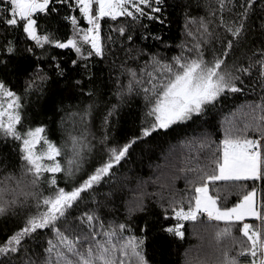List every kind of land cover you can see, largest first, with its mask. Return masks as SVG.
<instances>
[{
    "label": "snow or ice",
    "instance_id": "6c2138e0",
    "mask_svg": "<svg viewBox=\"0 0 264 264\" xmlns=\"http://www.w3.org/2000/svg\"><path fill=\"white\" fill-rule=\"evenodd\" d=\"M166 3L0 0V30L13 36L0 42V69L7 71L18 58L21 63L13 66L25 76L23 95L0 77V141L14 153L11 160L0 156V219H22L21 227L0 240V264H149L147 223L134 226L149 212V201L160 209L159 231L167 236L182 239L183 222L201 216L217 222L210 251L200 264H264V196L258 200L257 189L247 187L249 181L264 185V0H199V16L181 5L190 40H182L176 46L180 51L170 58L135 43L139 33L141 41L168 46L144 22L164 23ZM77 11L79 17L72 14ZM255 16L261 17L258 27L251 23ZM64 25L71 26V35L60 34ZM257 32L259 41L253 43ZM64 50L75 54L70 63L81 70V78L66 90L81 93L88 102L69 103L71 111L63 104L57 108L63 115L56 143L47 125L24 126V109L33 93H45L52 73L65 77L60 62ZM118 52L124 54L119 64ZM108 56L116 72L115 102L101 116L97 135L92 131L98 108L93 97L99 88L92 84L90 62ZM44 63L51 71H45ZM257 85L258 100L238 105L220 121L218 142L208 134L182 142L187 154L181 153L178 171L184 189L160 182L148 192V181L138 180L133 197L121 198L123 186L115 181V169L138 142L167 134L173 126L197 123L225 98L246 89L256 93ZM137 99L139 127L122 140L110 135L112 118ZM158 182L159 177L152 181ZM230 195L238 199L229 206Z\"/></svg>",
    "mask_w": 264,
    "mask_h": 264
},
{
    "label": "trees",
    "instance_id": "16d2710c",
    "mask_svg": "<svg viewBox=\"0 0 264 264\" xmlns=\"http://www.w3.org/2000/svg\"><path fill=\"white\" fill-rule=\"evenodd\" d=\"M199 0H167L164 7V14L162 19L164 23L144 22L149 24V30L152 33L160 35L162 41L167 43L164 47L159 42H153L151 39L141 41L139 33L135 37L136 45H139L145 50L151 49L153 52H158L161 57H171L177 54L180 49L176 46L182 40L189 39L184 34V7L181 5L189 6L188 14L192 16H199L203 14V9L198 7ZM59 7V5H57ZM64 12H61L63 15ZM79 17L78 11L72 13ZM261 17H253L251 23L253 27H258V20ZM81 27H86V24L80 20ZM42 28L44 27L41 21ZM104 33L107 34L109 25H103ZM61 35H71V26L64 25L60 28ZM251 35V33H250ZM13 38L11 33H4L0 30V42L5 39ZM18 40V37L16 38ZM259 41V33H256L253 43ZM118 48L119 45H116ZM59 50H54L53 54ZM117 64L124 59L123 52L117 53ZM75 58V54L70 50H64L60 56V62L66 69L65 77L57 78L52 73V80L47 86L44 94L40 92L33 93L25 101L24 109V126H36L38 124H45L49 129L51 139L59 143L60 133L57 130V121L62 112L57 111V108L63 104L65 111H71L67 107L69 103L75 105L79 101L83 103L88 102V98L84 97L81 93L67 92V88L71 87L74 79L81 78L79 68H74L70 61ZM112 56H108L106 60L93 59L90 62V68L93 72L92 84L99 88V92L93 97L97 101L98 108L96 111L98 118L99 133L101 116L106 111L108 104L115 102V97L111 95L112 89L115 87L114 76L116 74L112 69ZM21 63L18 58H14L13 64L9 65L7 71L0 69V77H3L8 86L19 94L23 95L24 87V73L17 72L14 64ZM43 63V62H42ZM45 71H51L47 63L43 64ZM118 71V69H117ZM111 73V75H110ZM124 79V77H121ZM85 88L88 87V81L85 78ZM259 86L257 85L256 93L250 89H246L243 95L237 94L232 98H225L217 109H212L200 118L197 123L188 122L187 126L177 128L173 126L172 130L167 131V134H153L151 139H146L145 143H137L131 150L127 158L116 166L115 181L123 186L120 193L121 198L131 199L134 195L133 189L136 188L137 181H148L147 191H156L160 182L174 183L176 189L182 190L185 188V181L182 174L178 171L181 163V153L187 154L186 146L182 147V142L189 138H194L208 134L210 138L217 141L222 137L223 132L221 129L220 121L226 114L231 113L238 105L258 100ZM139 100H134L132 106H125L120 110L118 117L112 118V127L109 129V134L117 139H124L132 135V133L139 127L140 108ZM83 107V104H81ZM7 155L8 158L14 159V153L11 151V146L3 144L0 141V156ZM59 175V174H57ZM180 176L179 179H173ZM159 182L153 184L152 181ZM61 186L64 185V180H60ZM106 187V186H105ZM248 190L251 187L257 189V199L264 196V185L257 181L254 185L251 181L247 182ZM226 195L221 192V196ZM238 199L236 195L228 196L229 206L231 203ZM123 205L121 204V209ZM187 204H185V208ZM160 215V209L149 201V212L144 214L142 218L138 217L134 221V226L139 225L143 227L145 223L148 226V239L146 241V254L149 264H200L205 254L210 251V246L213 243L214 227L217 225L215 221H207L205 217L201 216L197 221H185L182 231L185 233L182 239H177L172 236H167L160 233L157 218ZM162 219V218H161ZM165 224L174 223V221H162ZM250 223H255L252 221ZM22 226V219L17 217L0 219V240H3L6 235H10ZM223 227L222 224L219 225ZM139 227L136 228L137 233ZM235 235L239 236L238 231ZM237 249L233 246L231 255L235 256ZM247 259H251L247 257Z\"/></svg>",
    "mask_w": 264,
    "mask_h": 264
},
{
    "label": "rangeland",
    "instance_id": "374dc122",
    "mask_svg": "<svg viewBox=\"0 0 264 264\" xmlns=\"http://www.w3.org/2000/svg\"><path fill=\"white\" fill-rule=\"evenodd\" d=\"M98 118H97V114H94L93 117V122H92V131L95 132L97 135H100L99 131V126H98ZM254 220H252L251 218H249L248 222H252Z\"/></svg>",
    "mask_w": 264,
    "mask_h": 264
}]
</instances>
